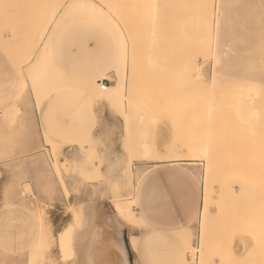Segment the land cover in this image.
I'll list each match as a JSON object with an SVG mask.
<instances>
[{"label":"rangeland","instance_id":"374dc122","mask_svg":"<svg viewBox=\"0 0 264 264\" xmlns=\"http://www.w3.org/2000/svg\"><path fill=\"white\" fill-rule=\"evenodd\" d=\"M0 26V264H73L68 241L93 201L133 227L129 243L135 236L140 245L133 264H181L184 253L186 264H200L193 249L202 240L208 178L223 202L213 205L220 229L234 217L224 221L225 205L234 204L237 222L236 204L247 206L243 216L257 212L243 218L256 225L253 234L241 218L245 231L237 223L234 239L225 236L227 252L215 225L221 243L213 250L223 254L204 262L264 264V0H0ZM115 125L124 129L119 146ZM212 156L227 160L226 171L208 165ZM231 164L244 185L227 179ZM243 186L256 198L261 192L263 203L246 204ZM248 235L262 245L251 249ZM241 242L246 249L235 254Z\"/></svg>","mask_w":264,"mask_h":264},{"label":"bare ground","instance_id":"6f19581e","mask_svg":"<svg viewBox=\"0 0 264 264\" xmlns=\"http://www.w3.org/2000/svg\"><path fill=\"white\" fill-rule=\"evenodd\" d=\"M24 1V0H23ZM37 1V0H36ZM40 1H42V0H40ZM218 2V1H217ZM34 3V2H33ZM43 3V2H42ZM218 4V3H217ZM32 5V4H31ZM58 5V4H57ZM27 6V5H26ZM57 8V7H56ZM8 9V8H7ZM36 9V8H35ZM25 13V12H24ZM29 13V12H28ZM217 13V12H216ZM50 17H51V15H50ZM27 20V19H26ZM25 20V21H26ZM29 21V20H28ZM53 22V21H52ZM30 23V22H29ZM5 24H8V23H6L5 22ZM216 25V24H215ZM23 26V25H22ZM48 26V25H47ZM1 27V26H0ZM15 27V26H14ZM216 27V26H215ZM130 28V27H129ZM139 28V27H138ZM14 32V31H13ZM17 32H18V30H17ZM43 32V31H42ZM41 32V33H42ZM130 33V32H129ZM13 34V33H12ZM150 34V33H149ZM216 37V36H215ZM142 38V37H141ZM40 41V40H39ZM214 41H215V39H214ZM188 42V41H187ZM135 43V42H134ZM137 44V43H136ZM139 44V43H138ZM158 44V43H157ZM191 44V43H190ZM194 44V43H193ZM192 44V45H193ZM200 44V43H199ZM201 45V44H200ZM144 46V45H143ZM157 46H159V45H157ZM134 47V46H133ZM199 47V46H198ZM174 48V47H173ZM173 48H171V50L173 49ZM137 49V48H136ZM190 49V48H189ZM192 49V48H191ZM138 52V51H137ZM214 52V51H213ZM201 54V53H200ZM139 55V54H138ZM171 55V54H170ZM191 56V55H190ZM195 56V55H194ZM197 56H199V54L197 55ZM171 57V56H170ZM189 57V55L187 56V58ZM192 58V57H191ZM181 58H179V60H180ZM188 59H190V57L188 58ZM188 59H185V60H188ZM194 59V58H193ZM193 59H191V60H188V62L187 61H185V62H187L188 64L190 63V61L192 62L193 61ZM175 60V59H174ZM198 60V59H197ZM176 61V60H175ZM182 61V60H181ZM179 62V61H178ZM180 63V62H179ZM186 63V64H187ZM194 63V62H193ZM213 63V62H212ZM174 64V63H173ZM187 64V66H189ZM185 65V64H184ZM184 65H179V66H183V67H185ZM179 66H178V68H179ZM191 67V66H190ZM194 67V66H193ZM176 68V67H175ZM182 68V67H181ZM185 68H187V67H185ZM189 68V67H188ZM177 69V68H176ZM190 69V68H189ZM193 69V68H192ZM192 69L190 70V71H192ZM153 70V69H152ZM179 70H181V69H179ZM186 72H187V70L186 69H184ZM182 71V70H181ZM149 72V71H148ZM141 74V73H140ZM186 74V73H185ZM146 75V74H145ZM155 75V74H154ZM105 76V75H104ZM134 76V75H133ZM191 77H192V75H190ZM198 76V75H197ZM187 78H189V76L187 77ZM192 79H193V77H192ZM185 80V79H184ZM211 81H212V79H211ZM101 88V90H103V88H104V90L103 91H106V90H108V87L107 86H104L103 87V85L100 87ZM109 91H112L110 88H109ZM249 92V91H248ZM253 92V91H252ZM251 92V93H252ZM242 93V92H241ZM255 93V92H254ZM252 95V94H251ZM248 96V95H247ZM250 101H251V99H250ZM233 107V106H232ZM229 108L230 109H232L231 108V106H229ZM236 108V107H235ZM248 110V109H247ZM22 111V110H21ZM233 111H235V110H233ZM252 111H254V110H252ZM8 112V111H7ZM13 112V111H12ZM237 113H239V112H237ZM252 113V112H251ZM255 113H256V110H255ZM249 114V113H248ZM246 115V116H250V115ZM253 114V113H252ZM15 115V114H14ZM232 115V114H231ZM241 115V114H240ZM244 115V114H243ZM256 115V114H255ZM11 117H12V115H11ZM233 117V116H232ZM255 117V116H254ZM262 117V116H261ZM10 118V117H9ZM13 118H14V116H13ZM231 118V117H230ZM238 118V117H237ZM250 118V117H249ZM15 119V118H14ZM233 119V118H232ZM244 119H245V117H244ZM248 119V118H247ZM247 119H246V122H247ZM251 119H254V118H251ZM232 121V120H231ZM240 121V120H239ZM238 121V122H239ZM249 121V120H248ZM237 122V121H236ZM235 122V123H236ZM242 122V120L240 121V123ZM250 122H251V120H250ZM244 123V122H243ZM242 123V124H243ZM14 124V123H13ZM232 124V123H231ZM238 123H236L235 125H237ZM252 124V123H251ZM15 125V124H14ZM264 125V124H263ZM244 126H246V125H244ZM243 126V127H244ZM249 126V125H248ZM248 126L246 127V128H248ZM243 127H241V128H243ZM233 128H235V127H233ZM245 128V127H244ZM257 128V127H256ZM264 128V127H263ZM238 129V128H237ZM237 129H235V130H237ZM248 129H250V128H248ZM245 130V129H244ZM253 130V129H252ZM250 131V130H249ZM248 131V132H249ZM254 131V130H253ZM242 132V131H241ZM240 132V133H241ZM259 132H261V131H259ZM226 133V132H225ZM238 133V132H237ZM245 133V132H244ZM256 133H258L257 132V129H256V132H255V134ZM254 134V135H255ZM241 135V134H240ZM252 135V134H251ZM256 136V135H255ZM262 135H260V136H256V137H261ZM217 137V136H216ZM228 137H229V135H228ZM238 137V136H237ZM263 137V136H262ZM226 138V137H225ZM248 138H249V136H248ZM252 138V137H251ZM250 138V139H251ZM243 139V138H242ZM258 139V138H257ZM264 139V137L261 139V141H264L263 140ZM231 140V139H230ZM247 140V139H246ZM258 140H260V138L258 139ZM238 141V140H237ZM254 141H255V138H254ZM254 141H252V142H254ZM260 141V142H261ZM250 142V141H249ZM260 142H256L257 144L256 145H258L259 146V143ZM246 143V142H245ZM248 143V142H247ZM255 144V143H254ZM236 145V144H235ZM248 145V144H247ZM252 145V144H251ZM244 146H245V144H244ZM201 147V146H200ZM206 148H207V146L205 147V152H207L206 151ZM246 148V147H245ZM255 148V147H254ZM203 149V148H202ZM244 149V148H243ZM208 150V149H207ZM236 150V149H235ZM240 149L238 148V150L237 151H239ZM257 150H258V148H257ZM263 150H264V148H263ZM195 151H196V149H195ZM261 152H262V150H260ZM253 153H255V152H253ZM258 153H260L259 151H258ZM3 154V153H2ZM147 155H149V153H146ZM146 154H144L145 156H146ZM261 154V153H260ZM206 155V154H205ZM223 155V154H222ZM252 155V154H251ZM3 156V155H2ZM5 156V155H4ZM211 156V155H210ZM253 156V155H252ZM201 157V156H200ZM233 157V156H232ZM236 157V156H235ZM256 157H257V154H256ZM260 157V156H259ZM156 158V157H155ZM158 158V157H157ZM204 158V157H203ZM205 158H207V160L209 159V157H205ZM204 158V160L205 161H207L206 159ZM213 158H217V156L216 157H213L212 156V160H211V158H210V161H208V165L209 164H211V166L210 167H212L213 168V163H215V165H216V163H218V162H220L219 160H218V158L216 159V161L213 159ZM220 159H221V157H219ZM231 158V157H230ZM249 158V157H248ZM254 158V157H253ZM252 158V159H253ZM162 159V158H161ZM242 159V158H241ZM257 159H258V157H257ZM248 160V159H247ZM254 160H255V158H254ZM212 161V163H209V162H211ZM214 161V162H213ZM227 160H225L224 161V158L222 159V163H220V164H222V166H223V169L220 167V164H219V167L221 168V169H219V167L217 166V167H215L214 166V168L216 169V168H218V170L216 171L217 173L220 171V170H225L224 168V165H223V162H224V164H225V162H226ZM246 161V160H245ZM260 162H262V161H260ZM230 163V162H229ZM246 163V162H245ZM248 163V162H247ZM258 163H259V161H258ZM217 164V165H218ZM234 164H237V163H234ZM250 164H252V163H250ZM254 164V163H253ZM261 164V166H262V163H260ZM264 164V163H263ZM213 165V166H212ZM226 165V168H227V165H228V163H226L225 164ZM237 165H239V163L237 164ZM237 165H235V166H237ZM234 166V167H235ZM246 166V165H245ZM250 166H252V165H250ZM257 166H258V164H257ZM209 167V166H208ZM229 167H233L232 166V164H231V166L229 165ZM233 167V170L232 169H227L228 171H227V174L229 175V176H227V179H228V177H230V179H231V183H233L232 181H234V179H236L235 181L237 182V184L240 182H242V181H240L239 179H237L236 177L239 175V174H237L238 172H236V171H234V168ZM239 167H242V166H240L239 165ZM238 167V168H239ZM249 167V166H248ZM255 167V166H254ZM247 168V167H246ZM261 168V167H260ZM214 169V170H215ZM237 169V168H236ZM235 169V170H236ZM212 170V169H211ZM229 170H231V171H233L234 173H235V175H234V177H232L233 175L231 174H229L230 172H229ZM240 170V169H239ZM238 169H237V171H239ZM243 170V169H242ZM241 170V171H242ZM209 172H210V169L208 170ZM207 171V172H208ZM222 171L219 173V175L221 176V173H222ZM226 171V170H225ZM225 171H224V173H225ZM248 171V170H247ZM254 171H256V170H254ZM208 172V174H207V177H208V175H209V177H211V174L213 173H209ZM232 172V173H233ZM250 172H251V170H250ZM258 172V171H257ZM264 172V171H263ZM224 173L222 174L223 175V177H224ZM244 173V172H243ZM242 173V174H243ZM258 173H260V172H258ZM246 174V173H245ZM264 174V173H263ZM214 175V174H213ZM212 175V176H213ZM215 175H217L218 176V174H215ZM258 175H260V174H258ZM258 175H256V176H258ZM0 176H1V173H0ZM217 176H216V178H217ZM236 176V177H235ZM254 176V175H253ZM243 177H245V176H243ZM264 177V176H263ZM218 178H219V176H218ZM239 178H241L242 179V177H239ZM248 178H249V176H248ZM247 178V179H248ZM255 178V177H254ZM257 178H261V177H257ZM211 180V182H212V178H208V179H206V180ZM243 179H245V178H243ZM209 180V181H210ZM217 180H219V179H217ZM226 180V179H225ZM250 180V179H249ZM254 180V179H253ZM209 181H207L208 182V185H210V183L211 182H209ZM216 181V180H215ZM245 181H246V179H245ZM244 181V182H245ZM257 181H258V179H257ZM264 181V179L262 180V182ZM214 182V181H213ZM212 182V183H213ZM218 182H220V184H221V182H223V180L221 181V179L218 181ZM225 182V181H224ZM226 182H227V180H226ZM248 182H250V181H248ZM248 182H246V183H248ZM259 182V181H258ZM258 182H257V184H258ZM228 183H229V181H228ZM239 183V185L241 186V185H244L243 183L242 184H240ZM254 183V182H253ZM215 184H217V183H215ZM251 184V183H250ZM262 184V183H261ZM208 185H207V193H206V210H205V217H204V225H203V232H202V240H201V244H200V247H198L199 249H198V251H196V249L194 250L193 249V252H194V255H193V257L194 258H200V264H201V262H204V261H206V259H207V261H209V256L211 255V254H213L214 255V250L213 249H216V248H214V247H216L215 245H217L219 242L221 243V238H223V241H227L226 240V238H228L229 236H231L230 238H233L232 237V233H234V232H236V231H233V230H237L238 231V227H237V223H239V225H240V223H241V218H242V221L244 222V225H245V218L249 215V214H253L255 211L254 210H257L256 209V207L253 209V212H252V210H251V212L249 211L248 213H247V216L246 215H244L243 216V214H244V211L245 210H243V207L246 209V207L247 206H245L243 203L244 202H242V201H244L243 199H246V198H244L243 196H242V194H240V191H239V193L237 192L236 194L234 193V195L236 196L237 195V197H239V194H240V197L239 198H237L236 200H237V202H238V199H239V202L238 203H240V205H242L243 204V206H239V204L237 205L236 204V206H238L239 208H240V210H241V213H242V216H241V218H238V220L240 221H236V219L237 218H235V211H236V208H234V207H232V206H230V207H228V206H224V214L227 212V213H229V211L230 212H232V213H230L231 215H229V216H227V213L225 214V218L224 217H222V218H224V221H226V220H229L230 218L229 217H233L234 218V220L235 221H232L233 220V218L231 219V220H229V222H230V224H229V222H228V224H226V225H229V228H226V229H229L228 231L226 230V232L221 228L220 229V224H217L218 222H219V220L217 221V219L218 218H215V217H217L218 216V214H219V212L218 211H216V213H215V215L213 214V205H214V203L216 204V202H218V209L219 208H222L221 206H219V204L221 205V203H223V202H220L219 203V201L216 199V200H214L215 199V197H213V194H212V192L213 191H211V187L212 186H209V188H211V189H209L208 188ZM213 185H214V183H213ZM218 185H219V183H218ZM229 185V184H228ZM233 185H235V184H233ZM247 185H249V184H247ZM247 185H245V186H247ZM230 186H232V184L230 185ZM230 186H228V187H230ZM245 186H243V187H245ZM249 186H251V185H249ZM262 186H264V185H262ZM219 187V186H218ZM217 187V188H218ZM225 187V186H224ZM226 188V189H229V188ZM242 187V188H243ZM216 188V189H217ZM219 188H222V190L223 191H225V189H223V186H220ZM219 188H218V190H219ZM253 187H251V189H252ZM245 189H247L246 187L244 188V189H242V191L243 190H245ZM261 189H263L262 187L261 188H259V190H261ZM214 190V189H213ZM221 190V191H222ZM255 190H257V191H259L258 190V188L257 189H255ZM31 191V190H30ZM223 191H222V193H223ZM227 191L228 192H230V189L229 190H226L225 192H226V194H227ZM231 191H234V189H232ZM249 192L250 193V195H247L246 197H249V199H250V201H249V199H247L248 201L247 202H249V203H247L246 201H245V203L246 204H251V203H253L254 201H252L254 198L255 199H259L260 198V194H262L261 192H260V194H259V196L256 198V193L257 192H255V194H254V192L253 191H251V190H245L244 192ZM220 192V191H219ZM225 192L223 193V195H226L225 194ZM246 192V194H248ZM251 192H253V193H251ZM222 193H218L217 194V196L219 195V194H222ZM232 193V192H231ZM264 193V192H263ZM233 194V193H232ZM231 194V195H232ZM245 194V195H246ZM253 196H252V195ZM244 195V194H243ZM229 196V197H228ZM233 196V195H232ZM242 196V197H241ZM255 196V197H254ZM262 196H264L263 194H262ZM230 198V200L232 201V197L228 194L225 198L228 200V203H229V199L228 198ZM250 197H253V198H250ZM225 198L223 199V198H221V199H223V200H225ZM243 198V199H242ZM262 198V197H261ZM261 198H260V201H261ZM264 198V197H263ZM262 198V200L264 201V199ZM242 199V200H241ZM254 199V200H255ZM257 199V200H258ZM227 200H226V202H227ZM93 201V200H92ZM214 201H216V202H214ZM235 201V200H234ZM263 201H261L262 203H263ZM241 202H242V204H241ZM261 202H259V203H261ZM236 203V202H235ZM257 203V202H256ZM258 203V204H259ZM258 204H256V205H258ZM264 204V203H263ZM98 204H95L94 203V201L93 202H91L90 203V205L88 206L89 208L87 209L88 211H87V214H85V216H84V226L83 227H80L81 229L80 230H78V229H76L75 231H74V233H72V236H70V238H69V241H68V249H69V252H70V257H74L75 258V260L73 261V264H128V262H127V254H126V252H125V250L126 249H124V247H123V245L122 246H120L119 244H117V242L116 241H114V240H111V239H114V237H111L112 236V234H113V232H106L107 233V239H106V242H104L102 245L100 244V242L99 241H97V245L95 244V241L97 240V238H96V235H97V232H94L95 231V228H92V226L96 223V221H95V223H94V220H95V212H96V206H97ZM223 205V204H222ZM252 206H253V204H251V208H252ZM87 207V206H86ZM98 207V206H97ZM107 207V206H106ZM226 207H228L227 209L229 210V208H231L229 211L226 209ZM242 207V208H241ZM254 207V206H253ZM258 207V206H257ZM262 207V206H261ZM259 208H260V206H259ZM258 208V209H259ZM264 208V207H263ZM124 209V208H123ZM232 209H233V211H232ZM249 209V208H248ZM99 210V209H98ZM127 210V208L126 209H124V211H126ZM225 210H226V212H225ZM235 210V211H234ZM239 210V209H238ZM250 210V209H249ZM261 210L262 211H264L263 209H260V210H258V211H260L261 212ZM247 211V210H246ZM97 212H101V211H97ZM96 212V213H97ZM103 212V211H102ZM218 212V213H217ZM257 212V211H256ZM255 212V213H256ZM127 213V212H126ZM135 210L134 211H132V213L130 214V217L132 218H136L134 215H135ZM241 213H239V216H240V214ZM217 214V215H216ZM234 214V215H233ZM99 215H101V214H99ZM214 215V216H213ZM222 215V214H221ZM259 215V213L257 214V216H256V218L258 217V219H259V221L258 220H255V222L256 221H258L257 223H259L260 222V217L262 218V214L260 215V216H258ZM109 216V215H108ZM223 216V215H222ZM237 216V215H236ZM246 216V217H245ZM252 216H254L255 217V214L254 215H252ZM264 216V215H263ZM101 217V216H100ZM99 217V218H100ZM113 217V216H112ZM116 216H114V218H115ZM138 217V216H137ZM227 217H228V219H227ZM212 218L214 219V221L216 222L215 224H214V228H213V226H210V223H211V225H213V223H214V221H212ZM243 218H244V220H243ZM248 218V217H247ZM117 219L122 223V225H127L126 223H124V221H122V219L120 218V217H118V215H117ZM117 219H113L115 222H117L116 220ZM249 219H251V218H249ZM253 219V218H252ZM97 221H99L98 220V213H97V219H96ZM104 220V219H103ZM103 220H102V225H103V223L105 224V222H103ZM107 220H108V217H107ZM111 220H112V218H111ZM104 221H106V220H104ZM250 221V220H249ZM253 221V220H252ZM135 222V221H134ZM222 222H223V219H222ZM232 222H233V224H232ZM235 222V223H234ZM243 222H242V224H243ZM101 223V222H100ZM248 223V224H247ZM247 223H246V228L247 229H250L251 228V231L249 230V232H251L252 234H253V232H254V228H255V226H254V228H252L253 227V225H250L249 224V222H248V220H247ZM21 224V223H20ZM117 224H119V222H117ZM116 224V225H117ZM235 224V225H234ZM256 224V223H255ZM261 224V223H260ZM260 224H257V225H260ZM97 225V224H96ZM105 225H108V223H106ZM115 225V226H116ZM122 225H120L121 226V228H122ZM215 225H219V227H218V229H216V230H218V232H221L222 230V233H224V237H222V236H220L219 238H220V240H219V242H217L218 240H216L218 237H216L217 235H216V230H215ZM224 225V224H223ZM226 225L224 226V227H226ZM232 225H233V227H232ZM238 225V226H239ZM244 225H240V226H242V229L244 228ZM249 225V226H248ZM81 226V225H80ZM120 226L118 225L117 227H119L120 228ZM123 226V227H124ZM209 226H210V228H209ZM212 227V228H211ZM231 227V228H230ZM237 227V229H235V228ZM90 228V229H89ZM102 228V227H101ZM105 228V227H104ZM107 228V227H106ZM259 228H260V226H259ZM262 228H263V226H262ZM94 229V230H93ZM96 229H97V226H96ZM215 230V231H213V230ZM230 229H232V231L230 230ZM240 229H241V227H239V231H240ZM92 230V231H91ZM118 230H120V229H118ZM122 230V229H121ZM244 230V229H243ZM243 230H241L240 232H243ZM252 230H253V232H252ZM263 230L264 229H262L261 231V233H263L264 234V232H263ZM104 231V230H103ZM107 231H108V229H107ZM211 231H212V233H211ZM230 231V232H229ZM245 231V230H244ZM116 232H117V230H116ZM120 232V231H119ZM213 232H215V234H213ZM217 232V233H218ZM228 232H229V234H228ZM246 232H248L247 230H246ZM104 233V232H103ZM211 233V234H210ZM222 233H220V234H222ZM226 233V234H225ZM239 233V232H238ZM260 233V232H259ZM260 233V234H261ZM100 234V233H99ZM102 234V233H101ZM105 234V233H104ZM210 234V235H209ZM219 234V233H218ZM240 234H243V233H240ZM244 234H248V233H244ZM259 234V235H260ZM216 235V236H215ZM228 236V237H226L225 238V236ZM234 236H235V234H233ZM212 236H214V238H212ZM250 235H248V237H249ZM260 236H262V235H260ZM260 236H258L259 237V239L261 238ZM264 236V235H263ZM210 237H211V239H210ZM250 237H252V236H250ZM256 236H254V239H257L258 237H256ZM99 238H101L100 236H99ZM105 238V237H104ZM108 239H110V240H108ZM213 239V240H212ZM234 239V238H233ZM239 239V238H238ZM238 239H235L236 241L235 242H237L238 241ZM241 239V238H240ZM250 239H252V241H253V246H250L251 247V249L254 247V245L255 244H257L258 242V240L259 239H257L256 240V243L254 244V242H255V240H253V237L252 238H250ZM263 239V238H262ZM101 240H102V238H101ZM210 240H212L214 243L216 242V244H211L212 243V241H210ZM216 240V241H215ZM231 239H229L227 242H223L222 244L223 245H220V243L218 244V246L221 248L222 246L224 247V248H222V249H227L226 250V252L228 251V248H226L225 246H226V244L227 243H230L229 241H230ZM247 240V239H246ZM245 240V243H247V241ZM261 240V239H260ZM259 240V241H260ZM242 241L244 242V240L242 239ZM234 242V243H235ZM239 242H240V240H239ZM243 242H241V243H238L235 247H234V249H233V251H234V253L235 254H237V253H239V254H242V252L246 249V244L245 243H243ZM260 243V242H259ZM259 243H258V245H259ZM261 245H262V243H260ZM96 245V247H94V246ZM101 245V246H100ZM130 245L132 246V248L133 249H136V245H137V237H135V236H133V237H131V239H130ZM211 245H214L213 246V248H212V246ZM225 245V246H224ZM232 245V244H231ZM258 245L256 246V248H254L253 250V253L250 251V250H248L249 252H251L252 253V255H250V254H248L249 252L248 251H246V253H245V255H247L246 257L245 256H241V255H239L240 257H242L243 259H244V257L247 259V257L249 258V255H250V258H253L252 256H254L255 257V251L256 250H259V248H260V246L258 247ZM212 248V249H211ZM222 249H220V250H222ZM211 250H212V252H211ZM219 249H217L216 250V253H215V255H218V257L217 258H220V255H222L223 253L222 252H219L218 251ZM64 251V250H63ZM127 251V250H126ZM211 252V253H210ZM214 252V253H213ZM221 253V254H219V253ZM224 252V251H223ZM225 252V253H226ZM197 253H198V255H197ZM255 253V254H254ZM185 254V253H184ZM182 255L181 256V264H186V258H187V256H186V258H185V255ZM187 255V254H186ZM214 255V256H215ZM226 255H227V253H226ZM225 256V255H224ZM207 257V258H206ZM213 257V256H212ZM212 257H210L211 259V261H212ZM223 257V256H222ZM229 257V256H228ZM206 258V259H205ZM216 258V259H217ZM238 258V257H237ZM236 258V259H237ZM242 258H241V260H242ZM215 259V258H214ZM73 260V259H72ZM251 260V259H250ZM238 261V260H237ZM240 261V260H239ZM248 261H249V259H248ZM251 262H253V261H251ZM205 263V262H204ZM212 263V262H211ZM237 263V262H236ZM254 263V262H253ZM203 264V263H202ZM205 264H208V262H206ZM238 264H240V262L238 263Z\"/></svg>","mask_w":264,"mask_h":264},{"label":"crops","instance_id":"0c3cea01","mask_svg":"<svg viewBox=\"0 0 264 264\" xmlns=\"http://www.w3.org/2000/svg\"><path fill=\"white\" fill-rule=\"evenodd\" d=\"M109 120H108V118H107V115H105L104 114V118H100V122L102 123V126H103V129H102V131L100 130V133H106V132H108V129H112L111 128V126L109 125L110 124V122H108ZM116 121V120H115ZM116 127H115V130H114V133H113V136H114V139L112 140V141H114V143H116V145L117 146H119L120 144H121V137L124 135V129H123V127H119L118 125H115ZM106 135V134H105ZM116 150H117V148H116ZM162 164V166L163 167H172V166H175V167H179V166H183V165H186L187 163H184V162H179V163H173V164H165V162L164 163H161ZM160 165V164H159ZM158 165V166H159ZM161 166V165H160ZM165 170V169H164ZM167 177H163V179H166ZM163 181V180H162ZM163 183H166L165 182V180L163 181ZM164 193H166V192H164ZM165 195V194H164ZM95 204H97V203H95ZM98 206V207H97ZM96 206V212L97 211H101V212H97L98 213V220L99 221H97L96 219H97V213L95 212V220H94V223H95V221H96V223L92 226V228H95V231L94 232H97V235H96V238H97V240L95 241V244L97 245V241H99L100 242V244L102 245L104 242H106V239H107V233L108 232H113V234H112V236L111 237H114V239H111V240H114V241H116L117 242V244H119L120 246H122L123 245V247H124V249H126L125 250V252H126V254H127V262H128V264H133L132 263V253L133 252H135L136 253V250H138V248L140 247V245H139V240H138V238H137V245H136V249H133L132 248V246L130 245V243H129V238H130V236L127 234V233H129V231H130V229H132L133 227H131L130 225H122V223L117 219V215H116V211L115 210H112V212H109V208H110V205L109 204H106V205H104V204H98ZM107 206V207H106ZM99 209V210H98ZM112 209V208H111ZM103 211V212H102ZM112 213H113V215H112ZM99 214H101V215H99ZM166 214V213H165ZM189 214V212L188 213H185V215H188ZM192 213H190V215H191ZM109 215V216H108ZM167 215V214H166ZM193 215V214H192ZM101 216V217H100ZM113 216V217H112ZM114 216H116L115 218H114ZM100 217V218H99ZM107 217H108V220H107ZM111 218H112V220H111ZM106 220V221H104V220ZM115 219H117L116 221L117 222H119V224H117V222H115L114 220ZM102 220H103V222H105V224L106 223H108V225H105L104 223H103V225H102ZM101 222V223H100ZM97 224V225H96ZM117 224V225H116ZM116 225V226H115ZM120 226V225H122V228H121V226H120V228L119 227H117V226ZM96 226H97V229H96ZM124 226V227H123ZM102 227V228H101ZM105 227V228H104ZM107 227V228H106ZM155 228V227H154ZM90 229V228H89ZM107 229H108V231H107ZM118 229H120V230H118ZM122 229V230H121ZM94 230V229H93ZM104 230V231H103ZM116 230H117V232H116ZM92 231V230H91ZM120 231V232H119ZM105 234H104V233ZM107 232V233H106ZM100 233V234H99ZM102 233V234H101ZM99 236L102 238V240H101V238H99ZM105 237V238H104ZM108 240H110V239H108ZM96 245L94 246V247H96ZM100 245V246H101ZM120 264V263H119Z\"/></svg>","mask_w":264,"mask_h":264},{"label":"built area","instance_id":"2783aa9c","mask_svg":"<svg viewBox=\"0 0 264 264\" xmlns=\"http://www.w3.org/2000/svg\"><path fill=\"white\" fill-rule=\"evenodd\" d=\"M104 86H106V85H103V87H104ZM103 90H104V88H103Z\"/></svg>","mask_w":264,"mask_h":264}]
</instances>
